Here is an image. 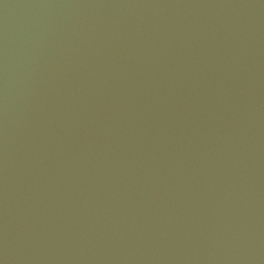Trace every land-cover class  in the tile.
Instances as JSON below:
<instances>
[{"label": "water", "instance_id": "95a60500", "mask_svg": "<svg viewBox=\"0 0 264 264\" xmlns=\"http://www.w3.org/2000/svg\"><path fill=\"white\" fill-rule=\"evenodd\" d=\"M0 264H264V0H0Z\"/></svg>", "mask_w": 264, "mask_h": 264}]
</instances>
